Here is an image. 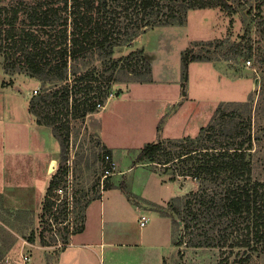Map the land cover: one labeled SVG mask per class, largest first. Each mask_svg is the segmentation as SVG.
<instances>
[{
  "label": "trees",
  "instance_id": "16d2710c",
  "mask_svg": "<svg viewBox=\"0 0 264 264\" xmlns=\"http://www.w3.org/2000/svg\"><path fill=\"white\" fill-rule=\"evenodd\" d=\"M4 1L0 0L3 73L24 74L39 83L37 94L27 101V111L37 125L51 130L62 155L68 151L71 124L83 123L87 115L97 112V104L104 106L119 72L132 76L131 83L152 82L143 48L114 58L116 48L133 44L157 26H185L190 10L237 12L232 0ZM249 1L257 14L262 12L264 0H241L240 4ZM259 17L264 23V17ZM206 45L218 47L220 43ZM210 61L186 48L181 52L182 76L190 63ZM161 124L157 125V140L139 149L134 165L171 170L170 181L178 177L195 180L196 190L169 203L187 234H194L188 245L218 247L225 257L216 264H226L230 257L235 264H264V180L253 177L250 159L254 142L251 101L220 102L194 137L161 139ZM100 148L103 157H110V150ZM66 172L67 167L59 165L53 173L43 198L41 221L45 215L56 224L67 219L66 204L53 210L55 191ZM107 188L104 184L103 189ZM82 218L78 210L75 221ZM68 228H60L64 244L70 236ZM48 231L53 232L50 226ZM42 233L40 244L45 245ZM29 240H34L33 235Z\"/></svg>",
  "mask_w": 264,
  "mask_h": 264
},
{
  "label": "rangeland",
  "instance_id": "374dc122",
  "mask_svg": "<svg viewBox=\"0 0 264 264\" xmlns=\"http://www.w3.org/2000/svg\"><path fill=\"white\" fill-rule=\"evenodd\" d=\"M232 1L237 10L233 15L218 8L190 10L185 26H157L146 31L133 44L116 48L114 58L143 48L144 57L150 63L153 77L157 81L154 87L149 89H144L143 86L134 87L132 94L145 99L137 100L129 91H123L134 78L125 72H119L118 81L111 87L109 97H114L107 111L113 104L122 107L121 103L126 101L130 104L134 100L146 104V108L153 106L159 111L162 101L175 100L179 97L171 83L178 78L183 85L181 94L189 95L191 99L186 101L187 104H184L181 111L176 112L174 105L168 108L165 111L167 114L172 109L176 113L171 112L167 115L163 124L168 135L179 137L189 134L194 137L198 129L207 124L220 102L251 101L254 142L250 159L253 177L264 180V23L259 17V15L264 17V7L262 12L257 14V9L251 5V1L244 4H240L241 0ZM207 42L220 45L208 46ZM186 48H191L194 53L205 58L210 57L211 61L190 63L182 76L181 52ZM2 63L0 54V89L18 93L19 98L26 99L27 104L33 88L39 89V83L24 74H4ZM84 68L82 65V69ZM129 98L130 100H126ZM9 115L12 117L10 113ZM10 120L6 118L5 123ZM71 126L68 151L62 155L59 150L57 169L59 165L67 167L65 177L69 187L63 189L61 198L67 197L68 204L72 202L73 212L68 215L75 217L78 210L82 214L85 202L95 197L103 188L100 186L103 156L99 144L97 145L93 136L82 128V122L75 121ZM7 136L10 138L11 134L7 133ZM132 154V151L117 152L115 158L117 168L133 160L135 156ZM67 157L68 159L64 161L63 159ZM53 162L52 171L56 165V162ZM9 163L11 156L5 155V186L15 182V179H12L13 166ZM155 167L148 165V168L156 169L164 182L171 184L162 188L169 197L164 198L159 204L145 203V208L171 218L173 242H182L180 246L174 245L176 252L170 258L169 264H216L225 257V254H221L218 247L189 246V240L195 238L194 234H187L182 222L169 206L174 198H183L190 191L196 190L195 180L190 177H178L170 181L171 170ZM107 179L104 180V184L107 183ZM112 179L113 182L120 180L122 185L127 184L128 187H133L138 181L136 172H130L123 178L116 176ZM132 189L129 188L130 191ZM175 204L182 205L180 202ZM40 215L41 209L36 212L10 211L0 204V264H18L22 254H29L33 264H56L59 253L61 258L64 257L61 253L66 248L60 235L62 226L56 225L55 228H51L53 232H49L51 226L49 215H45L42 221ZM177 221L178 223H175ZM40 232H43L42 239L45 245L40 244ZM32 235L34 240L30 242ZM226 264H235L233 257H230Z\"/></svg>",
  "mask_w": 264,
  "mask_h": 264
},
{
  "label": "crops",
  "instance_id": "0c3cea01",
  "mask_svg": "<svg viewBox=\"0 0 264 264\" xmlns=\"http://www.w3.org/2000/svg\"><path fill=\"white\" fill-rule=\"evenodd\" d=\"M151 78L152 82L148 83H129L123 91L133 95L134 87H154L157 80L152 67ZM175 79L171 83L179 97L162 101L159 111L135 100L130 104L121 103L122 107L113 104L107 111L114 97L111 96L101 111L84 119L82 128L93 136L99 147L110 150L114 169L105 183L108 188H102L99 198L89 200L83 209L82 220L76 222V228H82L69 237L70 246L61 251L63 258L59 253L56 264H169L175 255L172 219L145 208L147 203L159 204L168 198L162 188L171 184L164 182L156 169L145 164L134 165L139 149L157 140L160 121L161 139L189 136L168 135L163 124L167 115L175 112L172 109L167 114L168 108L174 105L176 112L181 111L191 99L181 94L182 82ZM0 90V204L10 211L36 212L42 210L48 183L57 169L60 148L51 130L37 125L28 113L26 99L19 98L16 92ZM6 118L11 120L5 123ZM7 133L11 134L10 138ZM120 151H132L135 157L117 168L115 158ZM5 155L11 156L9 164L13 166L12 179H15L7 186L4 184ZM53 161L56 165L52 171ZM130 172L137 173L138 181L133 187L125 182L126 186L122 185L120 180L112 181L113 177L123 178ZM143 211L148 212L149 221L141 227L138 219Z\"/></svg>",
  "mask_w": 264,
  "mask_h": 264
},
{
  "label": "built area",
  "instance_id": "2783aa9c",
  "mask_svg": "<svg viewBox=\"0 0 264 264\" xmlns=\"http://www.w3.org/2000/svg\"><path fill=\"white\" fill-rule=\"evenodd\" d=\"M37 94V90L34 89L32 92H31V96L33 95H36ZM103 105H99L97 104L96 105V108H97V112L101 111L103 109ZM103 163L105 164L103 166V173H102V176H101V179H100V186L101 188L103 187L104 185V180L106 178H108L109 176H111L113 174V169H114V164L111 160V158L108 156V155H105L102 159ZM66 177L64 178V183H62L55 191V199H54V211H56L59 207H61L64 204H66V207H67V219L64 221V223H59V224H56L53 222V219L52 217H50V224H51V228H55L56 225H60V226H63V225H66L68 226L69 228V233H70V236L73 234V230L76 228V221H75V217L73 215L72 216H69L68 214H71V211L73 212V208H72V202H70L68 204V200L67 197H64V198H61L62 196V193H63V189H67L69 187V182L66 181ZM59 195V196H58ZM64 195V194H63ZM57 197H60V198H57ZM60 204V205H59ZM149 221V215L148 213L144 212L142 213L140 216H139V219H138V222H139V225L141 227L145 226L147 224V222ZM53 231V230H52ZM69 236V237H70ZM70 246V243L68 244H63V246ZM18 264H32V261H31V257L29 254H22L20 255V260H19V263Z\"/></svg>",
  "mask_w": 264,
  "mask_h": 264
},
{
  "label": "bare ground",
  "instance_id": "6f19581e",
  "mask_svg": "<svg viewBox=\"0 0 264 264\" xmlns=\"http://www.w3.org/2000/svg\"><path fill=\"white\" fill-rule=\"evenodd\" d=\"M52 164H54V162H52Z\"/></svg>",
  "mask_w": 264,
  "mask_h": 264
}]
</instances>
